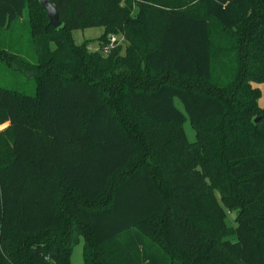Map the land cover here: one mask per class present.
I'll list each match as a JSON object with an SVG mask.
<instances>
[{
    "label": "trees",
    "instance_id": "trees-1",
    "mask_svg": "<svg viewBox=\"0 0 264 264\" xmlns=\"http://www.w3.org/2000/svg\"><path fill=\"white\" fill-rule=\"evenodd\" d=\"M51 1L40 33L0 0V72L36 84H0V264H72L82 238L85 264H264V0ZM95 26L128 45L72 43Z\"/></svg>",
    "mask_w": 264,
    "mask_h": 264
},
{
    "label": "rangeland",
    "instance_id": "rangeland-1",
    "mask_svg": "<svg viewBox=\"0 0 264 264\" xmlns=\"http://www.w3.org/2000/svg\"><path fill=\"white\" fill-rule=\"evenodd\" d=\"M24 21H31V23L34 25V27L38 28L40 33L45 31V28L47 24L49 25V20L47 18V13L45 10L42 9L40 6L38 0H29L28 7L25 11ZM61 20V19H60ZM62 21V20H61ZM21 22V21H20ZM22 32L20 34L21 36V43L23 44V47L25 48V51H28V48H30L31 44V37L30 32L27 26H21ZM105 28L103 26H95V27H86V28H80L77 30L71 31L70 39L74 45H83L84 43L87 45L88 49L93 52L101 53L100 46H101V39H103L104 42L108 40L111 36L116 37V43L118 45H123V47H126L128 45V41L126 40L123 33L116 32V33H110L107 34V36L102 37L104 34ZM126 49V48H125ZM103 54V50H101ZM127 50H123V55L129 56V53H127ZM106 55V54H105ZM3 70L0 72V84L3 86H10L13 88H21L28 94H35L36 92V84L32 77L27 76L26 74H23L21 72H14L10 68H8L6 65L2 66ZM256 86H258L261 90L260 98H259V105L261 107H264V81L261 83H257ZM175 103L177 107L186 115V120L183 122L182 127L185 132V135L190 142H195L197 140V132L193 124L191 123L188 114L185 110L184 104L181 102L180 99L176 98ZM8 125V123H5L4 125L0 126V130L5 128ZM172 127L170 126H164L161 129H159V133L168 132L171 130ZM182 192H185L183 190ZM198 202L196 199H194V196H191L190 198L185 199L183 202V209L188 212H192L195 214V211L197 210ZM229 211L230 220H227L224 224L221 220H218V223L216 224V233L215 237L216 239L220 238L224 232L231 234L232 230L227 229L231 226H234L237 224L235 220H233L231 217H235V215L238 213L237 211ZM215 228V223H214ZM83 246H84V239L82 238L80 243L76 245L74 248L73 254H72V264H85L84 258H83ZM205 252H203L200 256V260L204 259ZM206 261V260H202ZM214 261V260H212ZM208 262V261H207Z\"/></svg>",
    "mask_w": 264,
    "mask_h": 264
},
{
    "label": "water",
    "instance_id": "water-1",
    "mask_svg": "<svg viewBox=\"0 0 264 264\" xmlns=\"http://www.w3.org/2000/svg\"><path fill=\"white\" fill-rule=\"evenodd\" d=\"M40 4L42 5V7L47 11L49 20H50V24L55 26V27H60L62 25V22L59 19V13L55 7V5L53 4V2L51 0H39ZM259 119H256V122Z\"/></svg>",
    "mask_w": 264,
    "mask_h": 264
},
{
    "label": "built area",
    "instance_id": "built-area-1",
    "mask_svg": "<svg viewBox=\"0 0 264 264\" xmlns=\"http://www.w3.org/2000/svg\"><path fill=\"white\" fill-rule=\"evenodd\" d=\"M116 37L115 36H111L110 38H109V41H108V43L104 46V49H103V51L105 52V53H109V51L111 50V48L112 47H114V45L116 44Z\"/></svg>",
    "mask_w": 264,
    "mask_h": 264
}]
</instances>
